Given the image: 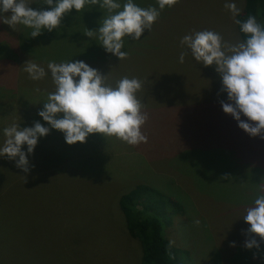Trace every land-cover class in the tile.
I'll list each match as a JSON object with an SVG mask.
<instances>
[{
    "label": "rangeland",
    "instance_id": "374dc122",
    "mask_svg": "<svg viewBox=\"0 0 264 264\" xmlns=\"http://www.w3.org/2000/svg\"><path fill=\"white\" fill-rule=\"evenodd\" d=\"M116 2L121 9L111 14L127 0ZM27 3L50 10L44 0ZM133 3L160 14L140 40L123 38V60L106 52L98 33L86 36L110 15L99 5L72 9L57 29L36 38L31 28L0 21V148L13 123L50 128L38 115L55 91L49 62L83 61L112 87L124 77L140 80L136 95L148 116L141 128L147 143L131 146L96 133L68 145L63 133L50 129L27 156L28 173L0 157V264H141V246L119 208L120 197L137 187L152 190L141 205L162 223L168 242L175 241L179 264H264L259 237V250L245 248L252 236L243 220L264 195V139L249 136L223 112L227 94L220 91L216 66L197 63L180 43L205 30L219 33L223 42H242L225 4L235 3L242 13L244 0H178L163 10L157 0ZM12 57L19 75L15 67L8 78ZM28 60L45 69L43 79L29 78L23 67ZM241 120L249 122L242 114ZM225 175L230 179H221Z\"/></svg>",
    "mask_w": 264,
    "mask_h": 264
},
{
    "label": "clouds",
    "instance_id": "9594fccd",
    "mask_svg": "<svg viewBox=\"0 0 264 264\" xmlns=\"http://www.w3.org/2000/svg\"><path fill=\"white\" fill-rule=\"evenodd\" d=\"M177 3L178 0H157L160 10ZM44 4L50 6V10H33L27 0H0V21L11 28L17 24L31 28V37L36 38L43 30L52 32L57 29L62 18L72 9L79 13L86 4L99 5L110 15L103 19L97 31L88 30L86 36L91 38L98 33L101 46L119 60L127 57V53L121 51L123 38L140 40L143 31L150 30L160 14L156 8H141L133 0H127L123 10L115 14L111 13L121 9L116 0H56V3L44 0ZM225 8L230 10L234 23L246 36L244 42H223L219 33L205 30L185 35L180 43L190 49L197 63L204 67L216 66L215 71L222 80L220 91L227 94L228 102L221 101L223 112L232 116L238 127L249 136L264 139V26L257 22L255 16H248L243 22L236 19L241 10L235 3L225 4ZM9 12L10 16L3 15ZM186 54L181 53V63ZM23 67L34 81L46 76L45 69L31 60ZM48 69L55 91L48 94L47 102L43 103V110L38 115L50 128L39 122L30 128L21 129L15 123L6 127V140L0 148V157L15 161L17 168L28 173L27 156L34 152L39 138L49 135L50 129L63 133L68 145L83 144L90 134L96 133L115 137L131 146L147 143L141 128L148 116L142 111L144 105L136 95L142 87L140 80L124 77L112 87L105 83L107 76H102L83 61L49 62ZM241 114L251 123L241 120ZM24 145H27V153L22 151ZM221 179L230 177L225 175ZM261 185L264 191V182ZM254 205L246 210L243 217L250 225L247 234L252 236L245 242L248 250L260 249L255 237L264 242V195L258 196ZM195 223L199 225L200 222L197 220ZM174 244L175 241L170 239L168 249ZM230 246L235 247V244Z\"/></svg>",
    "mask_w": 264,
    "mask_h": 264
},
{
    "label": "trees",
    "instance_id": "16d2710c",
    "mask_svg": "<svg viewBox=\"0 0 264 264\" xmlns=\"http://www.w3.org/2000/svg\"><path fill=\"white\" fill-rule=\"evenodd\" d=\"M248 16H255L257 22L264 26V0H244L243 11L236 19L243 22ZM236 29L240 40L244 42L246 36L237 24ZM148 192L152 190L137 187L120 197L119 208L124 216L127 232L141 246V264H179L175 249L173 247L168 249V240L164 237L162 223L148 213L149 209L146 206L141 205L140 201ZM138 206L142 207V212L137 211Z\"/></svg>",
    "mask_w": 264,
    "mask_h": 264
},
{
    "label": "crops",
    "instance_id": "0c3cea01",
    "mask_svg": "<svg viewBox=\"0 0 264 264\" xmlns=\"http://www.w3.org/2000/svg\"><path fill=\"white\" fill-rule=\"evenodd\" d=\"M1 55H3V53H1ZM12 59H14V57H12ZM15 60V61H14ZM9 65L6 66L7 68V76L8 78L11 76L12 72L14 71L15 67H16V73H15V76H18L19 75V69H20V66H19V61H17V59L15 58ZM3 64H4V61H2ZM12 83H14V79L13 80H10ZM5 83V82H4ZM9 84V81L8 83ZM11 86V85H10ZM6 90H11V89H6ZM14 91V89H12Z\"/></svg>",
    "mask_w": 264,
    "mask_h": 264
}]
</instances>
